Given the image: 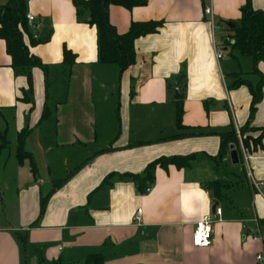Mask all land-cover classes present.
Instances as JSON below:
<instances>
[{
  "label": "crops",
  "instance_id": "1",
  "mask_svg": "<svg viewBox=\"0 0 264 264\" xmlns=\"http://www.w3.org/2000/svg\"><path fill=\"white\" fill-rule=\"evenodd\" d=\"M250 1L264 10V0ZM247 3L111 5L119 33L133 22H161L135 40L136 61L119 74L99 61L97 28L79 17L74 0H28L35 21L24 38L48 69L34 67L31 86L0 37V264H85L91 254L104 264H257L264 251V134L253 138L264 128V85L251 124L257 129L241 132L250 157L240 138L223 144L250 116L249 84L234 82L255 86L260 79L252 57L222 43L229 28L221 19L239 22ZM64 48L76 54L70 67ZM257 68L264 76L263 61ZM178 79L185 97L174 100ZM23 131L30 157L22 160ZM139 207L142 224L134 223ZM210 215L212 244L195 246L196 224Z\"/></svg>",
  "mask_w": 264,
  "mask_h": 264
},
{
  "label": "trees",
  "instance_id": "2",
  "mask_svg": "<svg viewBox=\"0 0 264 264\" xmlns=\"http://www.w3.org/2000/svg\"><path fill=\"white\" fill-rule=\"evenodd\" d=\"M146 0H74L77 7L79 17L86 14L89 17V22L96 26L98 31V51L99 61L112 64L118 68L119 74L131 67L136 61L135 40L148 33H155L161 25V22H133L129 30L125 33H119L116 26L109 20V9L111 5L117 4L126 8H133L135 6L144 5ZM28 0H8L7 3L0 5V37L6 42L7 53L12 57L11 65L17 70L26 71L29 83L32 86V70L34 67H42L47 70V65L37 55L30 51L28 44L25 41L24 34L27 30L28 20L27 5ZM241 19L236 22L235 29H228V34L223 37V45L230 46L233 49H239L242 53L250 56L255 61L253 69L254 73L260 76L258 83L253 86L248 80L238 77L233 86L237 84L248 83L253 99L251 103L250 116L248 123L242 128L241 132L257 129L251 127L252 119L257 109V104L262 100L264 85V76L257 68L260 61L264 62V10H257L253 8L251 1L248 0L247 5L241 9ZM49 39V38H47ZM44 41H47L44 39ZM34 42V40L32 41ZM64 61L69 67L75 62L76 54L64 48ZM183 109L177 107V124L183 127L181 123ZM261 134L258 138H253L257 142L264 134V128L261 129ZM200 133V132H199ZM201 134V133H200ZM26 131L19 134L18 138V157L24 159L30 157L29 153L24 150V138ZM178 136V135H177ZM235 132L224 137V146L227 147L229 139L232 138L234 143H238L234 137ZM244 143L249 148L250 137H244ZM171 161L181 165L178 158H169ZM158 162L164 163L163 158L149 164L148 176L153 177V168ZM32 166L35 169L34 160L32 159ZM137 175L136 177H139ZM62 182V181H61ZM47 196L41 199L42 212L46 207ZM85 264H104L103 258L99 254H91L86 259Z\"/></svg>",
  "mask_w": 264,
  "mask_h": 264
},
{
  "label": "built area",
  "instance_id": "3",
  "mask_svg": "<svg viewBox=\"0 0 264 264\" xmlns=\"http://www.w3.org/2000/svg\"><path fill=\"white\" fill-rule=\"evenodd\" d=\"M206 13L208 15H210L212 17V8L211 7H207L205 9ZM27 20L32 22L35 21V15L31 12H28L26 14ZM219 24L215 23L212 19V29L216 30L219 28ZM215 47H216V56L218 59H221V57L223 56V50L220 44L215 43ZM237 136L240 138L241 140V146H242V150L245 154V158L248 159L250 156H247L243 144H242V137H241V131L240 129H238L236 131ZM150 188L147 189V191L149 192ZM216 213H218L219 215H221V208H217L216 209ZM134 223L136 224H142L144 222V215H143V208L139 207L136 210V213L134 215ZM213 217L212 215L210 216H205L204 218H202L201 220H199L196 224V230L193 234V244L195 246H199V247H210L212 244V232H213V228H212V224H213ZM256 236L260 237L259 234H255ZM255 236V237H256ZM256 260H257V264H264V251H261L257 254L256 256Z\"/></svg>",
  "mask_w": 264,
  "mask_h": 264
},
{
  "label": "water",
  "instance_id": "4",
  "mask_svg": "<svg viewBox=\"0 0 264 264\" xmlns=\"http://www.w3.org/2000/svg\"><path fill=\"white\" fill-rule=\"evenodd\" d=\"M221 22H223L231 30L235 29V27L237 25L236 22L234 23V22H232L231 20H228V19H221ZM263 46H264V43H263ZM180 82H181V79H178L175 82V85H174V88H173L174 92H173V95H172V98L174 100H181V99H184V97H185V94L181 90ZM230 148H231V152L230 153H231L232 162L234 164H237L239 162L238 152H236L233 144H231Z\"/></svg>",
  "mask_w": 264,
  "mask_h": 264
},
{
  "label": "rangeland",
  "instance_id": "5",
  "mask_svg": "<svg viewBox=\"0 0 264 264\" xmlns=\"http://www.w3.org/2000/svg\"><path fill=\"white\" fill-rule=\"evenodd\" d=\"M237 140H238V136H237V133L235 134V136H234ZM241 137L243 138V134L241 133Z\"/></svg>",
  "mask_w": 264,
  "mask_h": 264
}]
</instances>
